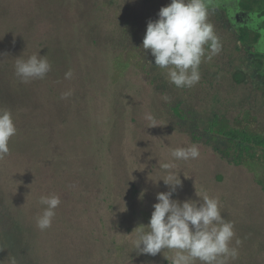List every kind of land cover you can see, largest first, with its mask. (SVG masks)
Wrapping results in <instances>:
<instances>
[{
  "label": "rangeland",
  "instance_id": "obj_1",
  "mask_svg": "<svg viewBox=\"0 0 264 264\" xmlns=\"http://www.w3.org/2000/svg\"><path fill=\"white\" fill-rule=\"evenodd\" d=\"M170 2L0 0V109L11 111L17 128L10 154L0 159V264H170L163 251L135 250L132 232L148 225L157 194L172 190L160 180L158 161L170 159V148L192 144L199 158L176 162L181 184L172 199L218 197L222 216L235 225L232 246L241 241L230 264H264V161L235 166L179 132L196 123L202 134L217 113L232 121L240 115L249 130L263 133L264 85L249 75L234 82L247 54L237 53L229 28L218 29L217 11L209 21L221 52L201 63L194 87L171 84L143 50L137 24L154 21L158 6ZM38 52L51 71L21 83L15 60ZM68 90L73 95L62 99ZM176 104L187 117L174 114ZM50 194L62 203L41 231L38 200Z\"/></svg>",
  "mask_w": 264,
  "mask_h": 264
},
{
  "label": "clouds",
  "instance_id": "obj_2",
  "mask_svg": "<svg viewBox=\"0 0 264 264\" xmlns=\"http://www.w3.org/2000/svg\"><path fill=\"white\" fill-rule=\"evenodd\" d=\"M209 15L210 0H171L168 6L161 7L158 19L147 23L142 48L150 51L155 67L160 68L176 88H192L199 83L201 63L211 60L222 50ZM252 20L254 29L264 22L255 14ZM256 50L264 53V35L257 42ZM14 68L21 83H29L44 79L52 66L47 56H40L38 52L27 59L17 58ZM72 76L71 70L65 73V79ZM72 95V90H68L61 98ZM164 99L167 101L168 97ZM145 119L153 125L156 123L151 114ZM16 134L11 111L0 109V159L10 154L9 141ZM169 154V160L158 161V170L165 173L160 180L172 190L157 194L158 202L153 205L148 225H141L132 232L134 249L151 256L163 251L170 264H230L238 257L241 241L236 238L235 246H232L236 237L235 225L222 216L219 198L207 192H196L199 197L196 201L172 199L181 184L175 171L176 162L199 158L198 146L170 148ZM38 203L43 207L35 222L39 230L45 231L52 226L62 201L59 195L50 194L40 196Z\"/></svg>",
  "mask_w": 264,
  "mask_h": 264
},
{
  "label": "trees",
  "instance_id": "obj_3",
  "mask_svg": "<svg viewBox=\"0 0 264 264\" xmlns=\"http://www.w3.org/2000/svg\"><path fill=\"white\" fill-rule=\"evenodd\" d=\"M164 6L168 5L166 3H161L158 6L157 12H159L161 7ZM156 17H158V15H156ZM156 19L158 18H155V20ZM144 21H146L145 24H143ZM138 22L140 23L137 24L140 25L143 32L146 33L147 19L138 20ZM134 23L136 24V22ZM253 69L254 68L250 63L245 64L243 67H237L232 76L234 82L240 84L244 81L245 76L249 75L253 79L254 77L258 78L257 81H255L257 84L264 85V80H262L264 74H259L257 69V72ZM178 108V104L172 108L174 114L178 118L187 117L185 114L181 113V109L179 110ZM238 117L240 118V115L234 117L232 121L225 115L215 113L212 114L210 121L206 123V128L204 127V129H202V134L199 131V125L196 123L192 124L191 129H184L179 132L184 135L186 133L189 134L193 140L199 141L201 144L207 146V148L214 152L215 155L221 153L223 157L230 159L231 163H228L235 166L242 165L245 162H257V158L264 161V132L257 133L253 130H249L247 125H243V118L240 120ZM242 117L245 118V116ZM220 139L224 141V145L221 148L216 144ZM261 241L264 249V237H262Z\"/></svg>",
  "mask_w": 264,
  "mask_h": 264
},
{
  "label": "flooded vegetation",
  "instance_id": "obj_4",
  "mask_svg": "<svg viewBox=\"0 0 264 264\" xmlns=\"http://www.w3.org/2000/svg\"><path fill=\"white\" fill-rule=\"evenodd\" d=\"M210 11H217L222 17L218 29L223 30L226 26L235 35L234 47L238 50L237 53L242 51L247 54L246 64L250 63L253 70L264 74V54L256 50L257 42L264 35V22L255 29L252 27L253 14L264 21V0H237L236 3L230 0H210ZM214 59L215 56L210 62L213 63Z\"/></svg>",
  "mask_w": 264,
  "mask_h": 264
}]
</instances>
